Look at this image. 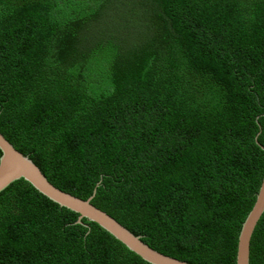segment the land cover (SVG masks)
<instances>
[{"label":"trees","instance_id":"16d2710c","mask_svg":"<svg viewBox=\"0 0 264 264\" xmlns=\"http://www.w3.org/2000/svg\"><path fill=\"white\" fill-rule=\"evenodd\" d=\"M140 2L0 0V132L59 188L96 189L92 204L153 249L236 264L264 176V0ZM77 218L14 181L0 264H150ZM249 264H264V215Z\"/></svg>","mask_w":264,"mask_h":264},{"label":"water","instance_id":"95a60500","mask_svg":"<svg viewBox=\"0 0 264 264\" xmlns=\"http://www.w3.org/2000/svg\"><path fill=\"white\" fill-rule=\"evenodd\" d=\"M0 151L2 152L0 157V192L14 181L23 178L48 199L78 213L77 223L88 226L84 223L83 218L96 222L115 239L137 253L144 261L150 264H192L153 249L142 240L140 234H135L134 231L119 222L116 218L93 205L91 200L95 196L96 189L93 190L91 196L82 199L53 184L31 160L30 156L17 150L1 132ZM263 213L264 176L253 206L248 212V216L243 222L241 232L238 235L236 264H249L250 240L260 219L264 215Z\"/></svg>","mask_w":264,"mask_h":264},{"label":"rangeland","instance_id":"374dc122","mask_svg":"<svg viewBox=\"0 0 264 264\" xmlns=\"http://www.w3.org/2000/svg\"><path fill=\"white\" fill-rule=\"evenodd\" d=\"M111 1H113V0H111ZM114 1L116 3L118 0H114ZM140 3L142 4L144 10L148 13L149 12V10H147L148 5L144 2V0H141ZM112 12H115V10L113 9ZM128 20L129 19L123 21V25L119 28V30L123 34H125V37H122V45L127 47L128 51H130V53H132L131 54V57H132L135 54L132 51L133 47L131 48V46H133L131 41L134 39V34H136V30H138L140 28V26L131 25V24H129L130 21H128ZM155 22L157 23V25L159 24V20L157 18L155 19ZM161 26H163V25H161ZM146 40L147 41H145V43L147 44V46L149 48H151V50H153L156 46L155 38L151 37V38H148ZM127 61H128V59H126L125 65L127 66L128 70H131L132 68H135L138 65V64H133L135 61H128V62Z\"/></svg>","mask_w":264,"mask_h":264}]
</instances>
